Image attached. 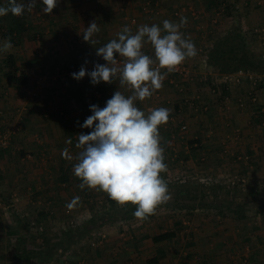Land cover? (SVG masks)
I'll return each instance as SVG.
<instances>
[{"label":"crops","instance_id":"1","mask_svg":"<svg viewBox=\"0 0 264 264\" xmlns=\"http://www.w3.org/2000/svg\"><path fill=\"white\" fill-rule=\"evenodd\" d=\"M7 3L0 0V6ZM216 3L225 5L224 14L215 16ZM146 4L148 13L142 9ZM182 16L187 24L180 31L197 49L184 63L195 77L217 78L219 93L167 73L160 90L136 101L146 114L170 110L159 131L167 164L161 176L172 198L139 221L133 215L136 206H120L98 190H81L73 175L77 135L92 131L81 127L92 115L90 105L103 108L116 90L126 96L130 91L118 79L93 85L89 76L77 81L71 74L82 65L90 72L95 63L105 64L96 48L118 38L124 26L134 34L142 25L162 27L164 20L179 23ZM16 17L23 29L12 50L0 52V66L6 55H17V73L28 81L9 85L5 68L0 72V136L9 132L7 147L0 145V264L7 263L11 236L26 237L28 248L37 247L31 241L37 235L27 227H41L54 237L90 223L89 232L62 254L59 249L49 264H264V83L255 90L257 104L251 105V85L224 81L203 57L215 39L238 27L249 51L264 60V0H58L51 14H43L37 0L33 12ZM93 20L100 27L92 38L98 43L79 44ZM2 32L0 25V41L6 39ZM142 51L154 55L150 44ZM31 70L42 80L29 76ZM226 96L229 100L222 101ZM197 98L206 111L189 107ZM65 148L72 161L62 156ZM235 175L246 178L244 188L229 185ZM77 196L79 202L68 208ZM71 221L77 227H70ZM67 222L69 227H63ZM100 231L106 238L91 246ZM163 234L168 238L154 241Z\"/></svg>","mask_w":264,"mask_h":264},{"label":"clouds","instance_id":"2","mask_svg":"<svg viewBox=\"0 0 264 264\" xmlns=\"http://www.w3.org/2000/svg\"><path fill=\"white\" fill-rule=\"evenodd\" d=\"M57 4L58 0H42V13L51 14ZM36 7L37 0H8L6 6H0V17L9 13L22 16ZM186 24L187 18L182 16L179 23L164 20L162 27L142 25L134 34L124 26L118 38L96 48V56L102 57L105 64L95 63L90 72L82 65L78 73L71 74L77 81L87 75L93 85L101 81L111 84L118 79L120 87L130 91L126 96L116 90L103 108L90 105L92 115L81 127L92 131L77 135L75 147L79 151L73 175L81 181V190H98L120 206H136L133 215L139 221L147 220L172 198L161 176L167 171V164L159 131L161 125L168 123L170 110L160 107L146 114L136 101L150 98L163 87L167 73L197 55L195 44L180 31ZM99 31L97 22L91 21L84 29L83 40L95 45L98 41L92 38ZM145 44L151 45L153 56L142 51ZM12 48L11 37L0 41V52L9 53ZM120 58L122 63L118 62ZM162 69L166 72L162 73ZM67 143L72 144L71 139ZM62 156L69 161L74 159L68 148ZM79 200L74 197L66 206L72 208Z\"/></svg>","mask_w":264,"mask_h":264},{"label":"trees","instance_id":"3","mask_svg":"<svg viewBox=\"0 0 264 264\" xmlns=\"http://www.w3.org/2000/svg\"><path fill=\"white\" fill-rule=\"evenodd\" d=\"M217 5L218 3L215 4L216 10L220 7V5L219 7ZM0 25L3 30V37H11L12 44H16L14 40L15 36L23 29L20 19L9 13L4 17H0ZM204 54L203 57L208 65L221 75L234 74L239 71L264 74V60L249 51L247 40L243 37L238 27H232L222 38L215 39L214 43L204 51ZM18 61L19 57L17 55H6L3 61L4 67L0 66V72L5 68L3 78L7 84L25 86L28 77L24 73H17L19 69L17 65ZM210 83H208V86L212 85V80H210ZM221 93H224V89L221 90ZM90 224L83 226L81 229L61 231V233H58L54 237L38 233L37 236L32 237L31 241L36 240V242H39L36 245L37 247L33 248L27 247L26 242L28 240H26V237L24 239L16 238L15 247L12 246L13 253L9 264H49L55 259V255L59 249L64 252L71 243L76 242L88 233ZM168 236V234L157 236L154 238V241L165 240ZM63 237L65 239H62Z\"/></svg>","mask_w":264,"mask_h":264},{"label":"built area","instance_id":"4","mask_svg":"<svg viewBox=\"0 0 264 264\" xmlns=\"http://www.w3.org/2000/svg\"><path fill=\"white\" fill-rule=\"evenodd\" d=\"M149 4V3H148ZM143 9V12L145 13H148L149 12V7L146 6L142 8ZM225 5L222 4L218 10L215 11V16H220L222 14L225 13ZM78 43L79 44H84L86 43L84 40H83V36L79 37L78 39ZM20 73V72H19ZM18 73V74H19ZM172 75H177V76H180L182 78H185L186 80L188 81H191L193 82L194 80L200 82L201 84L203 85H206L208 86V83H210V80H212V85L209 86V90L211 92L212 95H217L219 93V89L216 88V84L213 82V80H216L217 78L214 77L210 79V76L207 74V73H203V74H199V76H196L194 74H191V72L188 70V67L185 65V63H182L175 71H173L171 73ZM29 76H35L37 79V82H39L41 79V77L37 76L35 74V71L31 70L29 71L28 73ZM212 77V76H211ZM223 80L224 81H229L231 83H234V84H240L242 83V81H246L248 82L251 87H252V92L248 95V101L250 102V104H257L258 102V96L256 95L255 93V90L260 87V84L263 82L264 83V74H258V75H255L254 73H245V72H237V73H234V74H229V75H223ZM211 84V83H210ZM215 86V87H214ZM197 100V101H196ZM229 100L228 96L226 97H223V100L224 102H227ZM198 98L195 99V100H192L190 103H189V107L193 110H203V111H206L207 110V107L206 106H202L200 104H198ZM20 124V119L18 120V123H17V126L15 127V129L18 130V126ZM181 130L184 131L186 130V126L185 125H182L181 127ZM9 140V132H5L3 133L1 136H0V145L4 148L7 147V142ZM246 178L240 176V175H235L233 176L230 180H229V185L233 188V187H242L244 188L246 186ZM73 226V221L70 222V227ZM35 230L36 232H42L44 231L43 228L41 227H35ZM106 238V232L104 231H100V232H97L94 234V236L91 237L89 243L91 246H97L99 245L104 239ZM63 251L60 250L59 251V254H62ZM63 260L64 262V259H61V261ZM62 262V263H63Z\"/></svg>","mask_w":264,"mask_h":264},{"label":"rangeland","instance_id":"5","mask_svg":"<svg viewBox=\"0 0 264 264\" xmlns=\"http://www.w3.org/2000/svg\"><path fill=\"white\" fill-rule=\"evenodd\" d=\"M255 74V73H254ZM258 75V74H257ZM21 117V116H20ZM68 225V222L67 223H65V225L63 224V227H65L66 226V228L67 227H69V226H67ZM73 227H77V226H73ZM13 228V227H12ZM26 228V227H25ZM27 230L28 231H30V233H32V235L34 234H36V235H38V233H40V232H35L36 230H35V227H27ZM50 231H42L41 233H43L45 236H48V237H51L50 236V233H52V232H50ZM56 232V231H55ZM10 240H9V243H8V245L9 246H7L6 248H5V250H6V252L8 253V257H7V263H5V264H9V260H10V257H11V255H12V253H13V247L12 246H14V241H15V239H14V237L13 236H11V238H9ZM14 239V240H13ZM39 243V242H38ZM15 247V246H14ZM6 259V258H5ZM2 264H4V262L2 263Z\"/></svg>","mask_w":264,"mask_h":264}]
</instances>
